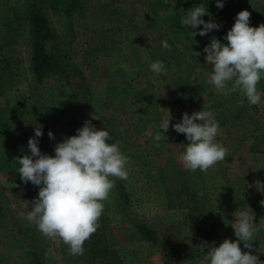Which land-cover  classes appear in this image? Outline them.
Listing matches in <instances>:
<instances>
[{
	"label": "rangeland",
	"instance_id": "1",
	"mask_svg": "<svg viewBox=\"0 0 264 264\" xmlns=\"http://www.w3.org/2000/svg\"><path fill=\"white\" fill-rule=\"evenodd\" d=\"M161 3L155 8V17H170L174 13L175 0H161ZM261 3L245 0L236 11L229 12L230 20L220 19L222 28L233 25L242 10H248L251 17L254 11L264 12ZM15 7L18 9V4ZM18 21L22 41L16 49V73L7 74L9 70L4 69V62L0 65V74L6 105L27 152L28 141L34 137L38 125H43L38 147L42 153L53 152L46 148L49 145L46 140L50 139L49 131H54L50 126L46 129L42 123L33 99V94L47 96L51 92L81 119V127L86 120H91L98 129L105 127L113 136L110 143L119 142L120 151L130 163L126 165L127 180L110 177L115 180V186L102 201L104 208L99 229L85 241L83 255H70L68 246L59 237L46 238L35 222L26 219L31 206L25 208L23 201L33 200L34 191L23 181L18 182L14 173L0 162V264H27L34 250L40 252L46 264H183L185 260L190 264H208L203 260L205 254L182 259L173 254L167 243L160 246L143 239L133 229L131 218L145 222L170 241H180L190 247H199L202 241L210 244L215 241L218 247L226 238L237 239L229 223L235 220L236 211H247L257 224L264 217V206L260 204L264 193L256 187V182H260L259 173L264 169V153L253 152L247 144L233 161H228L226 155L206 172L199 169L192 172L183 167L179 157L188 141L184 134L174 131L171 108L179 101L181 106L175 114L187 112L191 115L203 105L209 109L211 103L204 93L191 94L186 101L178 99L182 85L175 86L171 77L165 78L150 70V62L156 61L157 54L141 53L125 62L116 49H113L114 56L79 53L69 66L70 70L50 73L45 82L38 85L31 60L29 24L23 18ZM63 21L57 17L53 19L58 43L64 37ZM165 21L167 25L171 23L170 19ZM261 23H264V16L250 20L252 27H259ZM202 29L203 25L199 29L190 28V34ZM171 37V49L181 59L175 68L184 70L183 77L191 83L201 81V85L208 86L212 68L206 63L207 54L203 52L207 35L195 37L191 34V42L179 35ZM220 41L227 43L224 38ZM191 49L201 55L191 56ZM257 87L263 90L262 84L258 83ZM260 92L261 102L253 107L264 118V91ZM165 118L170 119L169 130L165 133L167 138L157 142L154 137L157 132L163 134L159 124ZM221 135L219 131L215 142L222 145ZM1 149L0 135V154ZM119 182L125 184L130 197L129 212L126 213L120 206ZM38 192L39 189L35 198ZM253 245L254 249L264 246V230L254 235ZM241 248L249 251L243 244ZM252 254L264 261V254L255 250Z\"/></svg>",
	"mask_w": 264,
	"mask_h": 264
},
{
	"label": "trees",
	"instance_id": "2",
	"mask_svg": "<svg viewBox=\"0 0 264 264\" xmlns=\"http://www.w3.org/2000/svg\"><path fill=\"white\" fill-rule=\"evenodd\" d=\"M244 1L224 0V7L218 9L216 0H175L174 13L170 17L156 18L155 8L161 6V0H0V65L5 62L4 69L9 70L7 74L16 73L18 64L16 49L22 41L18 18H23L29 24L31 60L34 79L38 85H42L50 73L59 74L70 70L69 66L79 53L88 56L98 53L114 56L113 49H116L121 60L125 62L141 53L157 54V57L154 55L155 60L163 61L165 64L167 75L164 77H171L175 86L182 85L178 99L186 101L191 94H206L207 100L211 103L208 107L215 112V119L222 133L220 137L222 145L228 149V161H233L238 151L247 144L253 152L264 153V118L259 115L258 110L238 92L226 96L214 85L208 83V86H203L201 81L193 84L188 78L185 79L184 70L180 67L175 68L181 59L176 57L171 49L172 35H179L187 42L192 41L191 27L185 29L180 23L189 9L202 3L210 13L203 19L205 21L211 19L220 24L221 18L224 22L230 20L229 12L236 11ZM256 1L263 2L261 6L264 7V1ZM15 4H18V9ZM260 16H264V12L254 11L250 20ZM55 17L64 19V37L60 43L56 42L58 31L53 26ZM165 19H170L171 23L167 25ZM233 25L209 32L203 46L206 47L212 37L222 40ZM163 41L168 42L170 50L162 47ZM1 79L0 74L2 144L0 162L5 163L18 182H22L18 172L20 165L16 158L31 153L30 150L27 152L26 144L18 136L16 125L5 102ZM260 84L263 90L257 87L258 90L264 91V77ZM33 99L42 123L46 129L50 126L55 136L54 140H46L49 143L46 148H51L53 152L43 154L54 156L55 145L62 142L65 137L76 135L77 129L81 128V119L55 99L51 92L47 96L33 94ZM241 99L244 100L243 104L240 103ZM178 102L175 101V106L171 108V116L175 119L174 125L183 117V113L175 114V110L181 106ZM200 110L201 107L198 111ZM52 143L55 145L52 146ZM259 176L260 183L264 184V169L260 171ZM28 185L33 189L35 198L39 188L31 182ZM118 189L120 206L125 213L129 212L130 197L125 184L119 182ZM98 224L100 225V218ZM131 224L143 239L160 246L167 243L173 254L179 258H195L206 254L200 247L170 241L136 218H131ZM27 264L46 263L40 252L34 250L31 251Z\"/></svg>",
	"mask_w": 264,
	"mask_h": 264
},
{
	"label": "clouds",
	"instance_id": "3",
	"mask_svg": "<svg viewBox=\"0 0 264 264\" xmlns=\"http://www.w3.org/2000/svg\"><path fill=\"white\" fill-rule=\"evenodd\" d=\"M218 9L224 7V0H216ZM210 15L203 4L187 11L181 19L185 29H203L192 31L193 36H206L222 26L203 17ZM251 13L240 11L235 17L233 27L227 32L222 43L216 37L203 49L206 63L212 68L209 84L214 85L224 95L239 92L247 98L250 105H259L262 93L257 85L264 77V23L259 27L250 26ZM162 47L170 50L167 41ZM190 55L199 57V51L190 50ZM150 70L157 75H167L163 61L150 62ZM231 83V87L228 84ZM241 104L244 100L241 99ZM94 118V117H93ZM95 119V118H94ZM170 127V119H163L154 139L163 140ZM174 131L184 134L188 143L179 159L186 170L195 172L208 169L225 159L228 149L215 142L219 124L215 112L206 109L183 114L182 120L172 126ZM43 125L35 127V135L28 141L30 155L17 157L20 167V179L24 184L31 182L39 188L38 196L31 201H23L28 211L26 219L35 222L38 230L49 239L59 237L68 246L70 255H83L84 243L99 228L98 220L103 213L102 201L108 198L115 186L116 178L128 179L126 165L129 158L120 151L119 142L110 143L113 136L104 128L98 129L91 120H86L77 134L65 137L55 145V155L43 154L38 147L43 136ZM48 136L54 140V134ZM167 138V137H166ZM159 147V144L156 145ZM257 189L264 193V184L256 182ZM264 206V200L260 201ZM235 220L229 221L237 237L235 241L224 239L219 246L202 241L200 249L205 252L204 261L208 264H264L252 251L264 254V246L254 249V235L264 230V217L254 223V216L247 211H236ZM241 244L244 249L242 251ZM183 264H190L185 260Z\"/></svg>",
	"mask_w": 264,
	"mask_h": 264
}]
</instances>
